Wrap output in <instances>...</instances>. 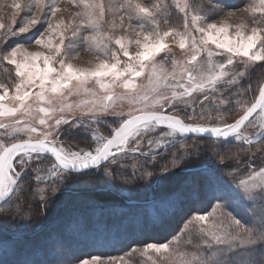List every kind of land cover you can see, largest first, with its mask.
Listing matches in <instances>:
<instances>
[{"label":"snow or ice","instance_id":"1","mask_svg":"<svg viewBox=\"0 0 264 264\" xmlns=\"http://www.w3.org/2000/svg\"><path fill=\"white\" fill-rule=\"evenodd\" d=\"M62 2L12 0L10 22L0 20V46L36 29L24 42L0 47V66H5L9 81L0 80V212L20 209L29 177L44 186L28 193L40 201L43 212L50 203L49 193L55 196L70 181L93 175L102 174L113 184L151 180L155 175L153 182L162 184L176 180L174 170L185 161L207 155L231 176L239 160L228 151L230 146L264 142V64H260L264 62V0H246L240 8H226L213 0L207 11L189 0H121L108 6L104 0H71L80 11L75 13L78 19L67 23L58 16ZM170 5L183 14L180 27L169 23ZM109 10L112 15L106 17ZM239 11L248 14L250 23H231ZM173 45L184 54L183 61L175 59ZM33 46L38 50H30ZM80 48L94 51L98 62L90 67L74 65ZM165 64H170V71ZM253 72L261 75L257 95L245 97L252 85L244 81ZM141 76L146 88L137 82ZM117 88L123 90L120 96L115 94ZM97 89L104 97L98 105L95 99L77 105H93L82 111L80 119L56 116L72 111L73 105L67 103L70 97L95 98ZM117 100L136 107L127 114L117 113ZM33 112L42 114L40 128L24 119ZM109 114L115 117L111 122L99 119ZM229 115L233 122L225 121ZM204 120L209 122L200 123ZM102 126L108 135L100 131ZM249 128L257 129L255 139ZM74 129L90 138V147H73L61 139ZM189 140L192 151H188ZM162 155L169 159L158 171L148 170L146 165ZM130 159L143 163L129 167ZM230 160L237 161V168L227 166ZM247 167V178L225 180L214 169L205 173L204 183L197 178L178 189L172 216L188 199L204 200L207 207L189 213L169 240L133 243L121 253H97L68 264H126L125 258L133 253L152 264H156L154 254L166 264H264V179L256 182L257 177L264 178V168ZM210 215L213 223L198 229L194 245L206 253L182 248L181 237L189 225L206 222ZM19 218L29 219L24 214ZM118 242L109 236L97 246L107 250Z\"/></svg>","mask_w":264,"mask_h":264},{"label":"rangeland","instance_id":"2","mask_svg":"<svg viewBox=\"0 0 264 264\" xmlns=\"http://www.w3.org/2000/svg\"><path fill=\"white\" fill-rule=\"evenodd\" d=\"M26 2V0H25ZM121 0H104V3L106 6L108 5H114V4H118L120 3ZM141 2H149V0H141ZM183 2V0H182ZM213 0H189V3H196L198 4L200 7H202L205 11H207L209 9V7L212 5ZM215 2L217 4H222L224 5L226 8H240L242 6L245 5L246 0H215ZM11 3L12 0H0V20H2L3 22H5L6 24L10 22V17H11V13L13 11V9L11 8ZM61 9L63 10L62 13H58V16H63V18L65 19L66 23L70 22L73 19H78L75 18V13L80 11V8L78 6H75L71 0H63V2L60 4ZM24 15L23 12H21L20 15L17 16V20H16V27L18 28L20 26L21 23V17ZM112 15L111 10H109L106 13V17H109ZM213 16H210V19H213ZM242 20H248V22L250 23V19L248 17L247 13H244L242 11H239L236 13L235 17L232 18L231 23L233 24H237L240 23ZM127 22V21H125ZM120 21L117 20V25H119ZM169 23L172 24L173 26L176 27H180L183 23V14L180 13L178 10H176V8L173 5H170V17H169ZM40 26L37 25V28H39ZM162 27H164V25H162ZM36 31V29H33L32 32ZM117 31H119V28L117 27ZM32 32H29L27 34H23L20 35L18 37L15 38H11L7 41V43L3 44L0 47L3 48H7L9 46H13L16 42H24L26 40L27 36H31ZM125 35H128V33H125ZM65 43H67V40L65 41ZM30 50L35 51L38 50L35 46H33L32 48H30ZM131 51L135 52L136 49L135 47H133L131 49ZM173 55L175 56V59L178 61H183L184 59V54L181 52V50L178 48V46L173 45ZM201 59H203L201 57ZM97 59H96V53L94 51H90L87 48H80L79 49V53H78V58H76L75 60H73L74 65L76 66H81V67H90L93 66L95 63H97ZM260 64H264V62H260ZM260 64L256 65V68L260 67ZM4 67L5 66H0V80H3L5 83H8V79H6L5 77V73H4ZM8 69H11L13 66L11 65H7L6 66ZM164 69L167 71L171 70V66L170 64H165L164 65ZM11 77L14 78V72L11 73ZM261 80V75L258 72H253L249 77H247L244 81L245 85L251 84L252 85V90L251 92H246L244 95L245 97H250L252 95H257V84L258 82ZM137 82L138 84L141 85L142 88H146L147 87V83L145 80L144 76H141L139 78H137ZM97 91V95L96 97H92V96H72L68 99L67 103H70L73 105V109L71 112H65V113H56V116H60V115H64L66 117H72L74 116L77 119H80L82 116V111H87L90 108L93 107V105L85 103L83 104L82 108H78L77 105H80L82 101H90L95 99L97 101V105L99 104V102L102 100V98L104 97V93L100 92L98 89ZM122 89L117 88L115 90V94L117 96H120L122 94ZM11 94V93H10ZM227 94V93H225ZM197 94H193L192 98L189 99H193ZM105 103H107V101H105ZM248 103H251V99L248 100ZM135 105H131L129 104L126 100H117L115 102V112L117 113H122V114H127L129 110L135 108ZM169 111H171V109H169ZM40 113L37 112H33L31 117H25L24 119H27L29 123H32L34 126H36L37 128H40L41 126L38 123V119L40 117ZM4 122H10L9 118H3ZM54 118L50 119V123H52V120ZM83 119H88L87 116H83ZM99 119L102 120H108L109 122H111L112 120L115 119V117L111 114L106 115V116H101L99 117ZM225 121L226 122H233L234 121V117L229 115L227 117H225ZM209 121L204 120V121H200V123H208ZM215 121H213L214 123ZM62 127H66V126H62ZM3 130H0V132H2ZM100 131L104 134V135H108V129L104 128L103 126L100 128ZM257 131V129L255 128H249L248 129V134L250 136H252L253 138L255 137V132ZM62 140H66V142L68 143H72L73 147L79 146L81 148H88L91 145V141L90 138L84 134L83 132H81L79 129H74L72 131L71 134L65 133L64 136L61 137ZM145 141H147L148 137L144 138ZM192 141L189 140L188 141V151H192L191 145ZM142 147L145 148L146 150V145H142ZM204 148H207V145H204ZM228 151H231L233 153L236 154V156L238 157L239 160V166L237 171H235L233 173V175H228L224 170H219V165L217 164V161L214 158H210L207 155H201L199 158H191L187 161H185L184 164L181 165L180 168L175 169L174 171L178 174L176 180H178V178L184 179L182 180L183 182H181L182 184L179 185V189L188 181H192L197 179L196 176L193 177H186L184 178V171H191L196 167H201V166H205L206 165H211L212 168H210L212 171L214 169L218 170V175L222 176L225 180H234L237 179L241 176H243L244 178H247V173L249 171L247 165L251 164V166L256 170L259 171L261 168H264V142H259L258 144H252L248 147H244L243 145L240 144H233L230 146V148L228 149ZM169 159V157L167 155H162L160 156L154 163L148 164L146 165V167L148 168V170L150 171H158L159 170V166L160 164L164 163L165 161H167ZM129 167L131 166V164L133 163H143V160H129L128 162ZM227 166L232 167V168H237V161L236 160H230L227 161ZM221 167V166H220ZM220 171V173H219ZM264 178H260L257 177L256 182L259 183L261 182V180ZM156 180L155 175L151 178V180H140L139 186L140 188L136 189L133 186V182L132 180H130L129 182L125 183L123 181H116L114 184L112 181H110L107 177L101 175H93V176H89L86 178H82L79 180H72L70 181L66 187L62 188L61 191H65V190H69V191H73L75 193L73 194H68L67 197L63 198L62 200H60V206H58L57 209L54 210L55 205L52 206L51 205V213H54L56 210H59L60 208H66L69 205L70 206H74L77 204H85V205H89V204H93L95 205V201L96 198L95 196H93L90 192L93 189L96 188H111L114 189L116 191H118L119 193L125 195L126 197L132 198V199H149L152 198L153 196L157 195L158 199H164L166 198V196L169 193V188L176 183V180L174 181H166L162 184H158V183H154L153 181ZM199 181H205L204 177L199 178ZM31 187V190L37 187H44L43 185H37L35 183V181L29 177L28 180L26 181L25 187ZM50 195V193H49ZM36 198V197H35ZM36 200H38L36 198ZM188 200H192V199H188ZM186 200V201H188ZM194 202H196V200H192ZM164 203L161 202L160 204ZM155 205V206H150L147 208L146 216L149 218L152 217H162L165 216L168 211L167 208L169 207L168 205ZM172 204V202L170 203ZM57 206V205H56ZM197 207H201L202 210H198L197 212H203L207 205H206V201L205 203H197L196 205ZM182 210V209H181ZM4 212V211H3ZM111 212V211H110ZM217 215H219V213H217ZM51 216V215H50ZM137 217L135 219L139 218V213H137L136 215ZM214 218L210 215L208 221L206 222H193L192 225H189L188 227V231L185 233V235L183 237H181V247L182 248H186L189 251H195V252H203L206 253V249H204L203 247L201 248H195L194 245L196 243V241L198 240V229L200 227H204V228H208L210 224L213 223ZM21 221V220H20ZM19 222V221H18ZM17 222V223H18ZM21 225H19V231L20 233H34L35 231L33 230L34 228H27L26 225V221H22V223L20 222ZM38 226L36 227L37 229H40L41 227H47L46 226V221H42L39 220L38 221ZM31 230V231H30ZM72 231V230H71ZM47 232V231H46ZM73 233V232H72ZM49 235L48 237L45 238V242L47 243L48 248L51 251H54L55 255L54 258H56V262H58L59 264H65L64 261H68L69 260H73V259H80V258H89L90 255L88 256H82V257H77L75 258V256H73L71 253V248L72 246L69 247H65V245L62 243V240H60V238L58 237V233L55 230H50L49 232H47L45 234V236ZM44 236V237H45ZM191 238V240L193 241L192 244H186L183 243V241H186L187 239ZM166 239V237H165ZM168 240V239H167ZM165 241L163 240H157V241H153V242H163ZM7 245H2L0 244V253H2L4 251V249H6ZM8 249V248H7ZM116 254V253H115ZM110 255V254H108ZM239 259V258H237ZM126 264H152V261H149L147 259V257L141 256L139 253H133L131 254L130 257H126ZM153 260L156 262V264H166V262L164 261V258L162 256L159 255H153ZM22 263H26V261H22Z\"/></svg>","mask_w":264,"mask_h":264},{"label":"trees","instance_id":"3","mask_svg":"<svg viewBox=\"0 0 264 264\" xmlns=\"http://www.w3.org/2000/svg\"><path fill=\"white\" fill-rule=\"evenodd\" d=\"M210 168H212L211 165L193 167L191 171H184L183 176L184 178L188 176L202 178L205 173L210 172ZM219 170L222 171L223 166H219ZM182 180L184 179L176 180L164 199H158V194L149 199H132L111 188H96L90 192L96 198L95 205H69L52 214H49L53 208L51 205H55L54 210L57 209L60 206V200L75 192L60 190L55 196L48 194L47 199L50 203L46 211L42 212L40 201L36 200L35 196L29 197L28 193L31 192V187L28 186L26 187L28 193L25 194L18 211L0 212V244L7 245L6 249L0 253V264H33V262L59 264L54 258V251H51L45 242V238L49 236H45V234L52 229L57 231L58 237L65 247L72 246L71 254L75 258L97 253L101 255L121 253L133 243L169 240L177 234L181 221L189 213L202 210L200 206H196L197 203H205L204 200L184 201L181 206L182 210L172 216L176 207V195ZM132 182L136 189L140 188L138 184L140 180H132ZM199 182L204 183L205 181ZM163 201L164 203L160 204ZM171 202L172 204H170ZM158 204L168 205V213L159 218L147 217L145 214L147 208ZM137 213H139V218L135 219ZM21 214L29 217L26 225L27 228H34V233H20L18 226L21 225L20 222L24 221L19 218ZM39 220H45L47 227L36 230ZM156 221H161V223H156ZM109 236L117 238L120 242L107 250L97 246L98 241L102 242L105 237ZM24 260L26 263H22ZM64 262L67 264V261Z\"/></svg>","mask_w":264,"mask_h":264},{"label":"water","instance_id":"4","mask_svg":"<svg viewBox=\"0 0 264 264\" xmlns=\"http://www.w3.org/2000/svg\"><path fill=\"white\" fill-rule=\"evenodd\" d=\"M253 139H255V137L253 138ZM259 142H257V143H254V144H258Z\"/></svg>","mask_w":264,"mask_h":264}]
</instances>
